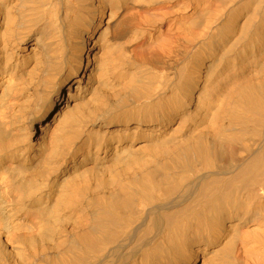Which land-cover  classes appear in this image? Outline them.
<instances>
[{
    "label": "bare ground",
    "instance_id": "obj_1",
    "mask_svg": "<svg viewBox=\"0 0 264 264\" xmlns=\"http://www.w3.org/2000/svg\"><path fill=\"white\" fill-rule=\"evenodd\" d=\"M0 264H264V0H0Z\"/></svg>",
    "mask_w": 264,
    "mask_h": 264
}]
</instances>
